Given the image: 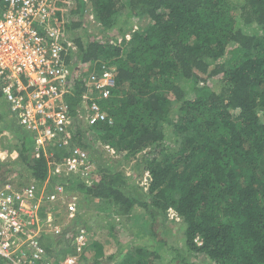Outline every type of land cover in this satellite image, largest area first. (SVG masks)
Instances as JSON below:
<instances>
[{
	"label": "trees",
	"instance_id": "trees-1",
	"mask_svg": "<svg viewBox=\"0 0 264 264\" xmlns=\"http://www.w3.org/2000/svg\"><path fill=\"white\" fill-rule=\"evenodd\" d=\"M88 2L106 34L87 42L74 36L84 30L87 3L61 0V41L76 46V51L64 52L63 60L82 70L87 64L86 73L101 75L102 66L113 70L115 87L107 99L99 100L107 120L86 131L127 159L144 153L134 168L147 173V190L122 171L103 165L96 167L99 179L90 184L50 176V159L41 149L36 156L34 135L1 111L0 135L8 132L16 140L17 159L11 164L26 178L13 183L2 173L0 184L32 183L37 190L54 192L62 183L65 191L82 193L84 201L105 204L112 209L110 217L146 222L152 229L150 242L126 251L119 248L117 264L165 262L161 248L168 242L158 237L156 227L168 220L169 212L181 219L184 238L183 248H172L171 262L194 264V257L210 264H264V0ZM132 20L138 29L130 26ZM113 30L116 34H110ZM212 81L216 89L209 85ZM85 91L84 81L76 80L74 91L64 99L77 121L76 108ZM82 133L76 126L68 147L47 145L46 153L55 162L73 146L91 155V141L84 142ZM137 209L141 213L135 217ZM109 219L103 225L116 238L117 223ZM75 221L76 227L83 223L78 216ZM130 232L142 236L137 227ZM63 236L41 237L49 255L62 239L67 244L60 253H76L73 240ZM60 253L53 257L54 264L63 261ZM80 257L88 264L89 259ZM93 264L101 263L94 259Z\"/></svg>",
	"mask_w": 264,
	"mask_h": 264
},
{
	"label": "built area",
	"instance_id": "built-area-1",
	"mask_svg": "<svg viewBox=\"0 0 264 264\" xmlns=\"http://www.w3.org/2000/svg\"><path fill=\"white\" fill-rule=\"evenodd\" d=\"M60 1L0 0V89L11 116L34 135L37 157L39 149L52 157L46 153L47 145L69 146L74 118L64 99L74 91L76 80L86 86L76 117L88 126L107 120L99 100L107 99L115 87L112 69L102 66L101 75L83 73L75 63L64 62V52L76 51V46L73 41H61ZM90 159L88 150L73 146L61 161H48L49 174L90 184L95 177ZM64 191L62 183L54 192L37 190L32 183L25 187L0 184V264H54L41 236L60 233L51 206L63 202L69 217L74 216V198L63 199ZM76 245L78 252L86 245L83 231ZM58 264H79V256L66 257Z\"/></svg>",
	"mask_w": 264,
	"mask_h": 264
},
{
	"label": "rangeland",
	"instance_id": "rangeland-1",
	"mask_svg": "<svg viewBox=\"0 0 264 264\" xmlns=\"http://www.w3.org/2000/svg\"><path fill=\"white\" fill-rule=\"evenodd\" d=\"M83 20H84V30H77L73 34L74 36H80L82 37L84 42H87L91 39H99L103 38L105 36V32H102L99 29V24L96 23L94 19V15L90 11V4L87 2V7L85 10V13H83ZM136 22V20H132V24L130 25L133 29H138L139 24ZM245 29V28H244ZM246 32L248 30L245 29ZM110 34H116V30H113L110 32ZM129 32L127 31L125 33V36H128ZM74 36L72 38H74ZM88 65H83V73H86L89 71ZM216 81H212L209 85L212 89H216L215 86ZM193 97V95H192ZM4 102V100L2 99ZM264 120V119H263ZM76 126H79V129L84 132L81 135L83 136L84 142H88V140L91 141V148L94 149V151H90L91 155L90 157L94 159L95 161V168H94V174L95 178L99 179V174L95 173L96 167L98 166H105L106 168L119 170L122 171L125 175H128V177H132V180L136 179V182H140V185L144 187V191L147 190L146 185L149 182L148 175L144 171L142 174L141 167L137 166L136 168H139L142 172H140L139 169L135 170V165H137L139 162H141L142 156L144 153H140L136 155V157H131L127 159L124 152H117L115 153L113 150H111L108 146L101 145V143L93 139L91 137V132L86 131L87 124L85 121H77L73 120L72 123V130L76 128ZM169 134V133H167ZM0 137H2V141L0 143V164L2 165L0 168V174L7 173L8 181L13 183H16V181H24L26 178L25 172H20L18 174L17 169L19 170V167H15L13 164H11L13 161L17 159V154L15 153L14 146L17 144L16 140L10 135L8 132H3ZM170 140H167V142ZM47 147V146H46ZM45 147V150H46ZM89 152V150H88ZM52 153V152H51ZM54 153V152H53ZM48 161L53 162L52 158L48 157ZM134 168V169H133ZM141 173V175H139ZM24 179V180H23ZM25 182V181H24ZM68 198L69 201H72V198H74V203L76 205V212L74 214V219L76 220V217H81L82 221L80 225H77V227L74 224L73 219L66 216L65 212V206L61 202L58 206H51L50 209H52L53 212H55L57 217V223L60 228L59 235H54L53 233L48 234L50 237L57 236L60 238L63 236L65 238V241L73 240V244L75 242V230L78 227L83 226L85 231L89 233V240L87 243L86 248H82L81 255L85 256V258L89 259L88 264H93L94 259L98 260L101 264H117L118 259L120 257L118 255V249L123 248V251L128 250L129 246H138L146 244V241L150 242L151 240V230L146 222L141 221H134L131 219L128 222L121 221L123 218L122 216H118V214H112V217H110L109 211H112L109 207H107L102 202H97L94 200H82V193H80L77 189H72L70 192L67 190L66 195L63 196V199ZM90 199V198H86ZM51 211V210H50ZM140 211V212H139ZM141 213L140 209H137L136 212H133L134 216ZM168 220L165 221V223H162V226L156 227V233L159 238L167 239L168 242L167 245H165L163 248H161V254H164V259L166 260L163 262L164 264H182L178 260L175 259L174 262H171V258H174V252L172 251V248L174 249H180L183 248V240L182 237V221L180 218H175L174 214L172 212H169L167 215ZM109 218H112L117 223V231L119 232L118 236L116 238H113L109 235L110 228L107 225H103L105 222H109ZM115 218V219H114ZM76 222V221H75ZM122 222V223H121ZM123 222L125 223L123 226ZM121 223V224H120ZM164 224V225H163ZM138 228L140 230V233H142L141 238L146 236V238H136L133 236V233L130 232L131 228ZM129 229V230H127ZM134 231V229H133ZM56 238V237H55ZM118 241V242H117ZM60 245H52V251L51 256L54 257L57 252L60 253V250H63L65 245L67 243H64L63 239L62 242L59 243ZM149 246H154V243H149ZM169 248V251L167 249ZM122 250V249H121ZM172 251V252H171ZM62 257L64 256V253H60ZM184 254V253H183ZM73 255V254H72ZM65 256H71V254H65ZM80 257V256H79ZM112 257H116L115 260H112ZM54 259V258H53ZM64 259V258H63ZM84 260L80 257V264H84ZM170 261V262H169ZM194 262V264H210V262H204L201 259L191 258L190 262ZM161 261L158 262V264H163Z\"/></svg>",
	"mask_w": 264,
	"mask_h": 264
},
{
	"label": "clouds",
	"instance_id": "clouds-1",
	"mask_svg": "<svg viewBox=\"0 0 264 264\" xmlns=\"http://www.w3.org/2000/svg\"><path fill=\"white\" fill-rule=\"evenodd\" d=\"M95 178V177H94ZM67 181H68V179H66ZM65 192H67V191H65ZM65 212H66V210H65ZM173 214H174V217L175 218H177L178 216L174 213V212H172ZM58 215V214H57ZM66 216L67 217H69V215L66 213ZM58 217V216H57ZM69 218H71V217H69ZM71 219H73V220H75L74 219V216L71 218ZM77 230H78V232H77ZM80 231H83L84 232V234H85V238H86V245L85 246H83L82 248H86L87 247V243H88V240H89V233L88 232H86L85 231V229H84V227L83 226H81V227H78L77 229H76V231H75V242H74V244H75V246H76V253L75 254H73V255H71V256H81V250H80V252H78L77 251V245H76V238H77V235L80 233ZM48 253V252H47ZM49 255V254H48ZM50 256V255H49ZM51 257V256H50ZM67 257H69V256H67ZM51 258H53V257H51ZM64 258H66V256L64 257ZM79 264H80V257H79Z\"/></svg>",
	"mask_w": 264,
	"mask_h": 264
},
{
	"label": "crops",
	"instance_id": "crops-1",
	"mask_svg": "<svg viewBox=\"0 0 264 264\" xmlns=\"http://www.w3.org/2000/svg\"><path fill=\"white\" fill-rule=\"evenodd\" d=\"M2 99L4 100V102L2 101ZM0 103L3 105V108H0V111H1V114L3 115V116H5V118H11L12 116H11V113H10V111H9V106H8V103L5 101V99L4 98H0ZM8 108V111L6 112V109ZM5 113H7L6 115H5ZM11 116V117H10ZM13 118V117H12ZM36 145H35V150H36ZM48 236V234H43L42 236ZM41 236V237H42ZM65 257V256H64Z\"/></svg>",
	"mask_w": 264,
	"mask_h": 264
}]
</instances>
